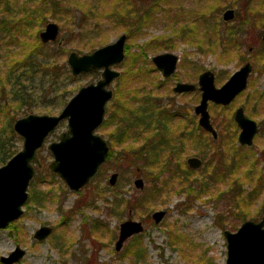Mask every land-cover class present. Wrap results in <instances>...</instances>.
<instances>
[{"label": "rangeland", "instance_id": "obj_1", "mask_svg": "<svg viewBox=\"0 0 264 264\" xmlns=\"http://www.w3.org/2000/svg\"><path fill=\"white\" fill-rule=\"evenodd\" d=\"M236 1L172 0L175 4L172 6L170 0H136L135 8L144 9L143 19L146 20V25L141 28V33L126 39L127 46H130L128 52L136 51L138 44L151 40L155 45L154 50L148 52L147 60L151 64L150 58L158 53L173 52L179 57L175 75L167 78L165 86L159 89V95L163 97L162 103L190 116V113L193 114L194 105L199 101V92L175 94L172 87L176 81L196 84L200 72L211 70L215 74V85L218 87L239 68L241 61L232 48V36L230 33L226 34L228 27L236 26L238 18L222 20L225 9L233 8L235 15L242 10L243 0ZM14 2H17L18 6L26 4L27 8H31L36 3H41V0H10L11 9L7 13L0 8L1 17L13 15L17 10ZM253 3L256 7L261 5L262 8L258 7V10L264 11V0H254ZM124 4L126 9L132 8L126 0ZM110 6V1L102 4L104 10H108ZM167 8L168 11L165 13ZM81 14L78 8L75 11L76 18L78 19ZM174 14L181 17L176 18ZM260 15L264 16V13L261 12ZM66 20L69 18L66 17ZM50 21L57 23L59 27L57 44H63L72 29L70 22L64 20V29L60 32L59 23L48 17L39 32ZM180 26L185 28L181 29V34H177L178 30L175 31V28L179 29ZM121 33L124 31H109L107 43L114 41ZM239 35L243 58L248 56L249 47L255 50L264 48V43L259 41L260 31L253 25L244 27ZM4 43V39L0 40L1 75L8 62L6 51L10 50L9 45ZM168 44L172 47L163 48ZM72 45H67L70 51L90 52L84 49L78 51ZM250 61L254 66L252 59ZM262 62L264 59L257 61V65L253 67L247 89L226 108L220 106L214 108L211 103L208 104L210 115L215 116V122L220 124V127L216 128L220 134L218 133L214 143L212 141L210 149L215 143H222L221 147L224 146L223 148L227 150L228 147L225 146L230 139L239 145L233 120L234 110L238 106H242L245 114L257 123L259 130L252 145L246 148L236 146V153L232 152L234 149L228 150L224 155L223 166H217L218 163H214L215 153L210 157L212 150L207 151V143L212 139L210 135H193L190 141L187 140L190 138L189 135L179 134L182 139H186V150L177 159L184 161L187 166L186 159L194 155L202 158L203 164L193 170L187 182L183 181L180 184L175 179L171 190L164 193L149 206L150 208L136 203V200H142L141 197H144L142 192L145 186L149 187L142 169L137 167L136 163L126 165L121 160L116 163L118 156L116 152L110 161L102 164L98 170L99 174L78 191L70 190L58 177L55 179L50 176L47 172H52L47 165L52 156L47 144L57 141L59 132L66 129V121H61L57 129L47 137L43 147L38 150L37 156L41 166L34 165L35 174L27 189L28 198L22 207L23 214L14 221L17 231L11 230L8 226L0 229V256L8 255L18 245L25 254L14 264H225L227 248L223 231H236L243 222L236 217L240 214H245L247 219L254 221H259L264 214V187L257 197L249 195L253 186L258 185L259 171L264 186V68H260ZM151 67L154 68L153 64ZM114 68L123 74L126 67L121 63ZM99 78L100 71L76 76V80L66 86L71 93L66 97V102L81 86L95 83ZM116 85L115 80L111 84L113 91ZM66 102L55 108L52 113L41 108L33 109L31 112L57 115ZM109 104L110 101L106 107ZM181 113L176 114L177 117L171 125H179L182 128L188 126L183 120L185 115L181 116ZM24 115L26 113L18 114L17 118ZM110 131H113L112 126L97 129V133L104 138H107L106 134ZM172 136L174 142L181 139L177 140L176 135ZM21 145L22 140L18 143V149ZM239 154L245 156L242 162H239L241 160L240 156H237ZM113 172L118 173V178L111 186L108 178ZM137 177L144 181L142 190L133 184ZM204 185L207 191H202ZM196 191L198 194H195ZM30 194L42 196L44 203H28ZM113 195H118L122 204L112 212L109 211L111 210L109 203ZM161 209L165 210L166 214L160 223H154L151 214ZM128 218L141 221L144 229L140 234L127 239L122 248L116 251L114 243L118 236L119 224ZM94 220H99L98 234L95 230L91 231L92 233L89 230ZM41 225L52 227V232L46 239L38 241L33 234ZM136 239L144 249V253L138 258L128 250L130 243Z\"/></svg>", "mask_w": 264, "mask_h": 264}, {"label": "trees", "instance_id": "obj_2", "mask_svg": "<svg viewBox=\"0 0 264 264\" xmlns=\"http://www.w3.org/2000/svg\"><path fill=\"white\" fill-rule=\"evenodd\" d=\"M108 1L111 6L104 10L102 4ZM126 1L132 5L129 10L125 8V0H41V3H36L31 8H27L26 4L18 6V3L14 2L17 10L13 15L4 18L0 16V40L4 39V44L10 47V50L6 51V69L0 74V165L6 163L19 150L18 143L21 139L12 129V123L18 114L31 113V110L36 108L52 113L55 108L65 103L66 97L71 94L66 86L72 84L76 76L70 74L66 63V56L70 51L67 45L73 44V48L78 51H92L108 42V33L111 30L124 31L127 38H131L146 25V20L143 19L144 9L135 8L136 0ZM9 2L10 0H0V8L4 12L11 9ZM170 4L174 5L172 0ZM155 5L156 3L153 4L154 7ZM78 8L82 14L77 19L75 11ZM167 11L168 8L165 13ZM48 17L59 23L60 32L64 29V20L70 22L72 29L63 44H57V40L43 43L39 39V29ZM66 17L69 20H66ZM181 29L183 30V27L175 28V31L178 30L177 34L182 33ZM129 47L125 45V58L122 62L126 67L125 72L116 79L117 85L110 104L106 107V116L100 129L110 126L113 129L106 134L110 148L105 162L110 161L116 152V163L118 160L126 165L136 163V166L142 169L149 187L145 186L142 192L144 197H141L142 200H136V203L150 208L149 206L164 193L171 190L175 179L180 184L187 182L193 170L185 166L184 161L177 159L186 150V139L176 134L181 126L171 123L177 117L176 114L181 112L159 99V89L164 87L167 79L162 80L147 60L148 52L155 48L154 42L150 40L138 44L134 52H128ZM171 47L170 44L163 46ZM214 125L216 128L220 127L217 122ZM234 127L236 128L235 124ZM173 133L177 140L181 138L180 141L174 142ZM192 136L190 135V139ZM212 141L215 142L209 139L207 151L212 150L210 157L216 153L217 166H223L225 153L233 149L232 152L236 153L238 145L230 139L225 146L228 147L227 150L224 146L221 147L222 143H215L210 149ZM244 157L241 155L239 162H242ZM47 173L57 179L55 174ZM257 174L258 185L253 186L249 192L253 197H257L264 187L260 171ZM205 187L204 185L202 191H207ZM29 202L44 203L42 196L34 194L29 195ZM109 204V211L113 212V209L122 203L118 195H113ZM236 217L241 221L247 219L245 214ZM98 221H92L90 232L95 230L98 234ZM8 228L17 231L16 222H11ZM141 248L140 241L136 239L130 243L128 250L138 258L144 253Z\"/></svg>", "mask_w": 264, "mask_h": 264}, {"label": "water", "instance_id": "obj_3", "mask_svg": "<svg viewBox=\"0 0 264 264\" xmlns=\"http://www.w3.org/2000/svg\"><path fill=\"white\" fill-rule=\"evenodd\" d=\"M232 17L231 9L223 13L224 20ZM58 34L57 23L50 21L38 35L43 43H47L56 41ZM125 41L126 34L122 33L114 41L90 52L70 51L66 56V63L73 76L100 71V78L95 83L81 86L57 115L31 112L12 123V129L21 138L22 145L6 163L0 165V229L6 228L23 214L22 207L28 198L27 189L35 174L34 165L41 166L37 156L38 150L61 121H66V129L59 132L57 141L47 144L52 156L47 168L73 191L80 190L96 176L109 151L106 140L97 133V129L104 120L106 104L113 96L111 84L120 75L114 66L124 59ZM177 60V55L172 52L158 53L151 57L152 63L163 78L173 74ZM250 70L249 63L244 64L219 87L215 86L212 71L206 70L199 75L202 94L199 104L195 106V113L200 114L199 125L210 132L213 138H216L217 133L209 119L208 103L229 104L246 88ZM193 89L194 85L186 82H177L173 87V91L177 93ZM234 120L240 128L238 143L251 145L257 131L256 122L246 117L241 107L236 109ZM186 161L192 169L201 165V160L195 156L188 157ZM117 178V172L111 173L108 183L113 186ZM133 184L139 190L144 187L141 177L135 178ZM165 214L163 209L155 210L151 218L154 223H159ZM51 231L50 226L41 225L35 230L33 237L41 241L48 237ZM142 231L141 221L131 218L122 221L114 249L119 251L127 239ZM223 236L227 248L225 264H264V214L259 221H243L234 232L224 230ZM24 254L25 251L17 245L8 255L0 256V263L14 264Z\"/></svg>", "mask_w": 264, "mask_h": 264}, {"label": "flooded vegetation", "instance_id": "obj_4", "mask_svg": "<svg viewBox=\"0 0 264 264\" xmlns=\"http://www.w3.org/2000/svg\"><path fill=\"white\" fill-rule=\"evenodd\" d=\"M242 1V0H241ZM236 2H239V0H237ZM254 2V0H243V6H242V10H240L239 11V14L237 13V15H235V10L233 9V8H227V9H231V10H233V17L231 18V19H228V20H224V18H223V13L227 10V9H225L224 11H223V13H222V20L223 21H230V20H233L235 17H237L238 18V23L236 24V26H234V27H232V28H230V27H228L227 28V30H226V34H229L230 33V35L232 36V39H233V49L236 51V53L239 55V59H240V61H241V65L239 66V68L240 67H242L244 64H246V63H249V65H250V67H251V70H250V72H249V75H248V77H247V84H246V88L243 90V91H241L238 95H236L233 99H232V101L237 97V96H239L241 93H243L246 89H247V87H248V85H249V83H248V81H249V76L251 75V73L253 72V67L255 68V65H257V61H262L263 59H264V48H260L259 50H255V48L253 49L252 47H249L248 48V52H249V54H248V56L246 57V58H243V53L241 52V46H242V44H241V42H240V40H239V34H240V32H242V30L244 29V27H246V26H250V25H253L254 26V28H257V29H259V31H260V42L261 43H264V39H263V34H264V16H261L260 15V13L261 12H263L264 13V11L263 10H258V7H260V9L262 8V6L260 5V6H255V3H253ZM175 5V4H174ZM174 5H172V6H174ZM183 28L185 27V26H182ZM122 34V33H121ZM125 34V33H124ZM126 39H127V35H126ZM110 43V42H109ZM107 44V43H106ZM105 45V44H104ZM125 45H126V41H125ZM125 45H124V58H125ZM100 47V46H99ZM97 48V47H96ZM94 50V49H93ZM173 53V52H172ZM174 54H176V53H174ZM177 55V54H176ZM242 55V56H241ZM154 56V55H153ZM178 56V55H177ZM253 58H255V59H253ZM252 59V61H253V63H254V66H253V64H251V60ZM124 60V59H123ZM150 60H151V58H150ZM178 60H179V57H178ZM178 60H177V63H178ZM242 60H243V62H242ZM123 62V61H122ZM121 62V63H122ZM152 62V61H151ZM120 63V64H121ZM119 64V65H120ZM153 64V63H152ZM116 66H118V65H116ZM153 66H154V64H153ZM115 67V66H114ZM176 67H177V64H176ZM154 68H155V66H154ZM239 68H237L236 70H238ZM260 68H264V62H262L261 63V65H260ZM116 69V68H115ZM156 69V68H155ZM235 70V71H236ZM156 71H157V73H160V71L159 70H157L156 69ZM175 71H176V69H175ZM174 71V72H175ZM204 71H206V70H204ZM204 71H202V72H204ZM211 71V70H210ZM234 71V72H235ZM120 72V71H119ZM174 72H173V74L170 76V77H173L175 74H174ZM202 72H200L199 74H198V77H197V83L196 84H194V83H191V82H186V83H189V84H193L194 85V89L193 90H191V91H184V92H181V93H177V92H175V91H173V87L176 85V83L177 82H185V81H176L175 82V84L173 85V87H172V91L175 93V94H186V93H190V92H195V91H198L199 92V101H198V103L197 104H195L194 105V107H193V114H191L190 113V116H187V115H185V114H183V113H181V116H184L183 118V120L186 122V124L188 125V126H186V127H184V128H182L181 127V129L179 130V131H177L176 132V134H186V135H196V136H201V135H210L211 137H212V139L213 140H216L217 138H218V132H217V129H216V127H215V125H214V123H215V116H212V115H210V112H209V110H208V106H207V110H208V113H209V119H210V122H211V124H212V127L214 128V130L216 131V133H217V136H216V138H213V136H212V134L210 133V132H208L207 130H205V129H203L200 125H199V123H198V120H199V118H200V114H196L195 113V106L196 105H198L199 104V102H200V99H201V94H202V91H201V89H200V84H199V75L202 73ZM233 72V73H234ZM232 73V74H233ZM214 74V73H213ZM160 75H161V73H160ZM159 75V76H160ZM231 76V75H230ZM229 76V77H230ZM170 77H168V78H170ZM228 77V78H229ZM162 80H166L167 78H163L162 76L160 77ZM117 79V78H116ZM115 79V80H116ZM114 80V81H115ZM227 80V79H226ZM113 81V82H114ZM112 82V83H113ZM214 83H215V74H214ZM223 84V83H222ZM221 84V85H222ZM220 85V86H221ZM165 86V85H164ZM216 86V85H215ZM219 87V86H218ZM112 89V88H111ZM112 91H113V89H112ZM169 96V95H168ZM161 97V96H160ZM160 100H162L163 101V97H161V98H159ZM231 101V102H232ZM231 102L229 103V104H231ZM209 103H211V106L212 107H216V106H220V107H223V108H226L229 104H227V105H222V104H215V103H213V102H209ZM208 103V104H209ZM239 107H241L242 109H243V112H244V115L246 116V117H248V118H250L249 116H247V114H245V109L242 107V106H238L237 108H239ZM236 108V109H237ZM236 109L234 110V113H235V111H236ZM234 113H233V120H234ZM105 115H106V113H105ZM250 119H252V118H250ZM232 120V119H231ZM253 120V119H252ZM255 121V120H254ZM234 124L236 125V129H237V136H238V133H239V131H240V128L238 127V125H237V123L235 122V120H234ZM256 125H257V123H256ZM187 127L189 128L188 130H187ZM258 126H257V131H256V133H255V135L258 133ZM172 135H174V133L172 134ZM255 135H254V137H255ZM103 137V136H102ZM107 137V136H106ZM254 137H253V139H254ZM104 138V137H103ZM105 140H106V142H107V144H108V146H109V143H108V139L107 138H104ZM188 140H190V141H192V139H190V138H188ZM239 144V143H238ZM240 146H244V147H250L251 145H249V146H247V145H241V144H239ZM238 145V146H239ZM110 148V147H109ZM174 148V147H173ZM109 152V151H108ZM215 155H216V153H215ZM194 156V155H193ZM190 157V156H189ZM195 157H198V156H195ZM200 160H201V165L198 167V168H200L201 166H202V164H203V162H202V158H200V157H198ZM187 160V159H186ZM217 160V159H216ZM216 161H214V163H215ZM186 164H187V161H186ZM187 167L188 168H190L189 167V165L187 164ZM198 168H196V169H198ZM191 170H196V169H192V168H190ZM138 178V177H137ZM144 188V187H143ZM142 188V189H143ZM142 189H140V190H142ZM164 218V217H163ZM160 223V222H159ZM52 228V227H51ZM143 229H144V227H143ZM52 232V231H51ZM51 234V233H50ZM49 234V235H50ZM140 234V233H139ZM137 235V234H136ZM135 236V235H134ZM47 238V237H46ZM45 238V239H46ZM117 239V238H116ZM77 264V263H76ZM81 264V263H80Z\"/></svg>", "mask_w": 264, "mask_h": 264}]
</instances>
